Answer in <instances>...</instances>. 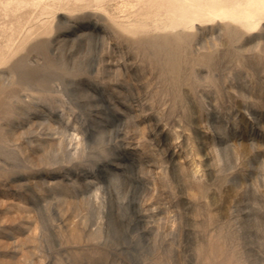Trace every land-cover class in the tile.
Returning <instances> with one entry per match:
<instances>
[{"label":"rangeland","instance_id":"rangeland-1","mask_svg":"<svg viewBox=\"0 0 264 264\" xmlns=\"http://www.w3.org/2000/svg\"><path fill=\"white\" fill-rule=\"evenodd\" d=\"M261 1L0 0V264H264Z\"/></svg>","mask_w":264,"mask_h":264},{"label":"bare ground","instance_id":"bare-ground-1","mask_svg":"<svg viewBox=\"0 0 264 264\" xmlns=\"http://www.w3.org/2000/svg\"><path fill=\"white\" fill-rule=\"evenodd\" d=\"M137 1L139 2L140 0H137ZM149 1H150V11H152V13L155 12L154 17H165L166 20L169 22H174L175 19H177V20L181 19V17H179V15L175 14L171 10L172 4H176L178 0H149ZM222 4H223L222 2H214L213 9L208 14L209 15L208 17L211 21H225L228 23H235V24L239 25L245 31H255L257 29H260V27H262L261 25L264 21V0H262L259 4H257L256 7H253L252 5H248L247 7H245L244 3H241V4L237 5V7H233L231 9H229V8L223 6ZM134 7L135 6L131 2H122L121 5L119 6V9L125 11V10H128L129 8L132 9ZM180 16L184 17L185 14L180 15ZM188 20H189V24L194 26L193 23L197 19H196V16H191L188 18ZM196 28H198V27H196ZM17 66H18V63L16 62L13 66L10 67V71L12 72V74L16 73ZM11 78H13L14 81H12L10 79L11 80L10 83L20 85V87H21L20 91L21 92L41 91V89L44 88L37 82H36L35 87H34V85H33L34 81H32L33 82L32 83L31 80H29V79L24 80L20 76H17L16 80H15V77H11ZM2 84H3V82H2ZM2 84L0 85V92L2 89H4L3 87H1V86H3ZM56 93H54V94H56ZM62 96H64L63 93H62ZM28 97L30 98L31 101L43 100L45 98V96L38 95V94H33L32 96H28ZM12 103L15 105L13 107L9 108V110L5 108V106L8 104L6 102H5V104H3V108L5 109V113H4L5 117H10V116L11 117L15 116V118L16 117L19 118L21 116L30 117L32 114L31 112L37 110L36 105L27 104L24 101L23 96L20 95L19 93L16 95L15 101ZM10 121H8V122H10ZM46 127H47L48 131L56 132L58 135H60V139L58 140V142L61 146H64L67 143L68 138L70 139V136L68 134V130L61 127V126L56 129L50 122L47 121ZM72 140L73 139H70V141H72ZM41 143H43V142H41ZM79 145H81L84 148L86 145L85 139H82L79 142Z\"/></svg>","mask_w":264,"mask_h":264}]
</instances>
